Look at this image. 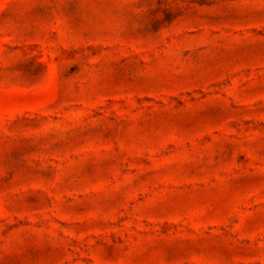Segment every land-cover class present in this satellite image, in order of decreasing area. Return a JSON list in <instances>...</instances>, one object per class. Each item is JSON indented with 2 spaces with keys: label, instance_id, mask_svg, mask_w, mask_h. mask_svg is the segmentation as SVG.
Instances as JSON below:
<instances>
[{
  "label": "rangeland",
  "instance_id": "rangeland-1",
  "mask_svg": "<svg viewBox=\"0 0 264 264\" xmlns=\"http://www.w3.org/2000/svg\"><path fill=\"white\" fill-rule=\"evenodd\" d=\"M0 264H264V0H0Z\"/></svg>",
  "mask_w": 264,
  "mask_h": 264
}]
</instances>
